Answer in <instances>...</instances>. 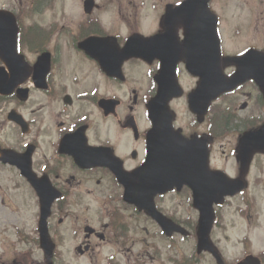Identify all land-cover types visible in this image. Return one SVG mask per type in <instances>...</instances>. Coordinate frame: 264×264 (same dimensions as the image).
Here are the masks:
<instances>
[{
  "label": "flooded vegetation",
  "instance_id": "obj_1",
  "mask_svg": "<svg viewBox=\"0 0 264 264\" xmlns=\"http://www.w3.org/2000/svg\"><path fill=\"white\" fill-rule=\"evenodd\" d=\"M103 1L70 0L65 9L72 17L59 16L46 24L38 18L59 0H0V21L6 20L12 27L16 23L17 52L23 57L15 67L0 58L6 77H20L8 94L0 92V148L16 153L25 176L17 165L0 161V167L18 174L25 197L37 207L35 234L30 240L25 236V263L18 260L21 257L14 262L36 264L32 255L36 250L44 253L38 222L42 203L50 202L48 227L57 263L55 220L87 219L85 213L93 204L88 199L94 195V189L87 186L97 178L94 184L98 187L111 185L120 192H104V199L96 200L105 206L108 218L101 229L73 225L76 236L84 229V240L77 246L79 255L92 254L103 242L114 240L118 251L137 250L125 264H239L248 256L255 258L246 264H264V250H252L251 236L245 230L239 240L244 245L240 259L228 263L223 245L231 239L230 229L238 226L237 218L242 221L240 226L248 228L259 220L256 209L260 201L251 190L264 187V148L253 150L243 161L245 150L254 145L241 142L249 133L264 132V73L245 71V62L257 64L264 58V0ZM0 35L11 43L15 36L14 31ZM245 55V61L238 58ZM223 57L237 60L226 64ZM8 60L14 61L15 55ZM222 75L247 79L206 105L207 79ZM160 92L164 98L158 119L197 144L188 143L184 149L185 165L200 173L199 180L208 174L216 182L215 174L222 172L238 181L236 187L242 184L221 202L213 201L209 235L215 248H197L199 262L189 254L172 253L179 251L181 243L198 239L200 224L207 221L202 222L206 210L198 206L197 196L204 195L207 203L215 192L205 186L197 192L195 186L184 184L157 193L155 211L170 221L161 226L155 217L125 200L126 186L119 178V174L136 172L148 159V135L155 127L149 105ZM227 97L231 103L223 105ZM226 135L231 139L224 162L231 167L221 166L225 163L216 156ZM173 194L183 195L186 201V209L179 215L165 205ZM84 197L88 201L83 216L69 215L67 205L83 202ZM127 208L133 210L131 217H123ZM228 211L236 214L230 228ZM136 216L160 227L146 234L161 237L166 247L148 242V237L142 239L141 221ZM28 228L25 224V235Z\"/></svg>",
  "mask_w": 264,
  "mask_h": 264
},
{
  "label": "rangeland",
  "instance_id": "obj_2",
  "mask_svg": "<svg viewBox=\"0 0 264 264\" xmlns=\"http://www.w3.org/2000/svg\"><path fill=\"white\" fill-rule=\"evenodd\" d=\"M68 1L70 2V0H59V4L57 3L56 5L52 6L53 8L51 7L50 9H47L44 17H39L38 20L48 24L50 21L54 20V18L59 16L63 17L66 15L67 18L72 17L70 11L65 9ZM126 1L122 2L123 7L127 6V2L130 3V0L127 2ZM102 2L104 3L103 0ZM65 11L67 12L65 13ZM235 13L238 14L240 20L242 17L240 12L237 11ZM135 18L136 16L134 19ZM246 22L250 24V19H247ZM253 25L254 24H252V26ZM146 26L150 27L151 25L147 23ZM226 103H231L230 97L224 99L223 105H226ZM230 139L231 137L226 135L222 146H220L219 143V146L217 147L218 152L216 151V156H219L222 162H224L225 159L224 150L228 151L230 149ZM261 162H264V159H262ZM221 166L231 167L230 164L227 165L226 163ZM253 174L254 176L257 175L255 172H253ZM261 179L264 181L263 175ZM97 180L98 179L95 178L92 181L93 185L87 186L88 188L94 189V195L88 199L89 201L87 200V197H84L83 202L75 201L71 206L67 205V211L69 212V215L81 214V216H83L82 210L86 209L85 202L88 201V203H93L92 205H89L90 211L85 213L87 215V219L83 217V220H80V222L73 220L71 217H65L64 221L61 223H59L58 219L55 220L59 224H56L54 228L59 234V251L56 258V264H119L120 261L122 264H125L128 262L130 256L137 251L134 250L133 253L118 251V246L116 243H114V240H108L96 248L92 254L82 256L79 255L77 246H79L84 240V229L81 227V231L79 230V233L76 236L72 232L73 225H77V223L82 225L91 224L92 226L101 229V226L108 221V218H106L105 215V206L103 208L96 202V200H99L100 198L104 199V195L101 193L105 192V194H112L116 191L120 192L119 190H114V187L111 185H108L107 187H98L96 184H94ZM251 193L254 198L257 196L260 201L257 203L256 209V211L259 212V220L252 222L253 226L248 228L245 224L240 226L242 221L238 218L236 219L238 226L231 228L229 233H227L230 235L231 239L223 242V245L227 248L224 250V254L228 263H232L234 260L240 259L243 255L244 245L243 243H239V240L241 239V233L244 230L247 231L251 236L250 246H252V250L254 252H261L264 250V187L259 189L254 187L251 190ZM167 200L168 203H165V205L168 207L170 205V208H168L169 211L175 213V210H177L178 215L179 211H185L186 201L183 195L173 194L172 196L168 197ZM175 207L177 208L174 209ZM129 209L130 208H127L125 213L123 211V217L129 216L132 213L133 210ZM36 215L37 207L34 205L33 200L30 197H25V186L23 181L18 177V174L12 172L9 170V168L4 169L0 167V262L2 264H12L13 261L19 257H21L22 260H18L25 263V236L27 240H30V238L35 234L33 225ZM235 215L236 214L234 211H228L226 219L229 228L231 221H235ZM136 219L139 222L141 221L140 225L142 227V239L148 237V242H159L158 244L166 247L167 242L162 240L161 237L155 238L146 234V231L148 230L158 231L160 228L159 226L152 225L150 222H147L145 218L140 219L139 216H136ZM25 224L30 227L27 229L28 233H26V235ZM143 244L144 243L142 242V245ZM181 244L182 245H180L179 251H173V256H177V252L179 255L189 254V256H194L198 262L200 261L197 254L196 238H191L188 243ZM11 245L14 247V249ZM35 252L36 255H32L34 257L35 263L47 264L42 251L36 250ZM119 252L121 253L119 254ZM113 253L116 255L114 256Z\"/></svg>",
  "mask_w": 264,
  "mask_h": 264
},
{
  "label": "water",
  "instance_id": "obj_3",
  "mask_svg": "<svg viewBox=\"0 0 264 264\" xmlns=\"http://www.w3.org/2000/svg\"><path fill=\"white\" fill-rule=\"evenodd\" d=\"M4 15H9L5 13ZM6 20L0 21V33H11L14 31V40L13 42H9L7 37H2L0 35V58L5 61V63L9 66L20 65L22 63L21 55L17 53V45H16V35H17V26L16 23L12 26ZM2 52V53H1ZM19 56H18V55ZM251 54V53H250ZM15 55L14 61H9L8 56ZM245 61V56L238 57ZM234 60L237 58H233ZM229 62L231 60L225 59ZM227 64V62H226ZM245 71L250 74L253 72L264 73V58L260 60L257 64H253L251 62H245ZM247 78L238 77H227L222 75L221 78H208L206 81V95L207 101L206 105L214 99L218 97L222 93L231 90L238 85L242 81ZM22 80V79H21ZM20 77H13L11 80L6 77V74L2 72L0 68V92L4 94H8L13 87V85H17L19 83ZM262 80H259L261 83ZM264 82V81H263ZM198 96V92L196 93ZM164 95L162 92L159 93L156 99H154L149 105V112L152 119H154L155 127L150 131L148 135L149 142V155L146 163L139 168L136 172L131 174H119L120 180L125 184V200L131 204L138 205L141 209L145 210L149 215L155 217L160 223L164 224L167 220L163 215L155 211L154 204V196L159 192H165L168 189H172L177 186L179 189L184 185L188 184L190 186H195L197 192L199 189L205 188L211 189L215 192V196L213 199L209 200L206 203V197L204 195H199L198 197V206L204 211V215L206 216L207 221L202 223V227L200 229V238H199V249H207L211 250L213 248L212 242L209 238L210 229L212 226V218L210 208L213 204V201L221 202L223 200L224 195L229 194L232 195L236 193L237 189L242 187L240 182L238 183V188L236 187V183L233 179H230L224 173H216V182L214 179L210 178L208 174H204L199 180L200 173L196 170H192V167H188L184 162V149L189 143L191 146H196V142L187 141L181 135L174 132L171 128L170 123L164 124L160 118V105H163L162 100ZM195 97L194 100L195 101ZM264 129V127H263ZM165 134V137H163ZM243 145H254L247 151L245 150V156L243 155L242 160L245 161L248 159L255 149L264 148V132L262 130L249 133L244 136L241 142ZM17 155L14 154L13 151L7 150L1 152V159L4 163H11L20 167L25 175V167L22 166L19 162H17ZM23 156V155H19ZM193 153L190 154V159L192 160ZM200 167V166H199ZM205 199V202H204ZM206 204V205H205ZM205 206V208H204ZM51 213V203H42L41 207V220L39 223V231L41 235V246L46 251V257L50 261L53 257L54 244L51 241V237L49 234V229L47 225V219ZM210 216V219H209ZM174 229V226L173 228ZM251 260V257H247L240 264H246ZM49 264H53L50 262Z\"/></svg>",
  "mask_w": 264,
  "mask_h": 264
}]
</instances>
